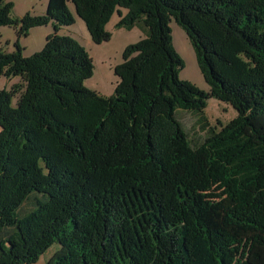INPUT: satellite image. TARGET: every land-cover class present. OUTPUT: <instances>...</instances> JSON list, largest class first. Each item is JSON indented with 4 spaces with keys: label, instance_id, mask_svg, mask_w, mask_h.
I'll use <instances>...</instances> for the list:
<instances>
[{
    "label": "trees",
    "instance_id": "trees-1",
    "mask_svg": "<svg viewBox=\"0 0 264 264\" xmlns=\"http://www.w3.org/2000/svg\"><path fill=\"white\" fill-rule=\"evenodd\" d=\"M77 15L94 43L141 24L115 67V93L84 85L94 65L61 35ZM17 37L52 23L26 57L0 50V264H264V0H49L11 14ZM124 9V10H123ZM126 10V11H125ZM186 31L209 91L181 80L169 22ZM210 97L238 115L193 147L179 109ZM17 104L13 105V99Z\"/></svg>",
    "mask_w": 264,
    "mask_h": 264
},
{
    "label": "rangeland",
    "instance_id": "rangeland-1",
    "mask_svg": "<svg viewBox=\"0 0 264 264\" xmlns=\"http://www.w3.org/2000/svg\"><path fill=\"white\" fill-rule=\"evenodd\" d=\"M6 1L13 3L11 14L14 18H21L27 12L35 15L44 14L46 13L49 2V0ZM68 6L75 17V22L72 25L62 27L59 33L61 35L72 36L78 40L85 47L93 61V75L85 80L84 85L104 96H111L115 93L119 81L118 76L115 74V67L122 63L125 48L146 37L147 30L141 24L131 29L116 27L119 16L118 13H115L106 26L107 30L112 34L111 38L106 42L97 44L93 42L85 22L77 15L74 4L68 1ZM169 26L171 28V36L175 50L184 62V67L179 73V78L195 84L201 90L209 91V84L201 72L194 47L186 31L175 19H171ZM53 33H55V29L52 23L34 27L29 31L27 36L20 38L17 37L14 27L1 26L0 50L3 52H13L16 50V42L18 41L23 55L30 57L45 47L47 37ZM18 80H21V78H7L6 76L0 75V90L11 88ZM16 104L17 98H14L13 105ZM237 115L238 111L232 104L220 100L217 97H210L207 100L206 108L202 112L193 113L181 109L177 111V117L193 147H197L205 141L210 128L214 127L219 131ZM59 247L60 245L58 243H54L33 264H46L48 259Z\"/></svg>",
    "mask_w": 264,
    "mask_h": 264
},
{
    "label": "crops",
    "instance_id": "crops-1",
    "mask_svg": "<svg viewBox=\"0 0 264 264\" xmlns=\"http://www.w3.org/2000/svg\"><path fill=\"white\" fill-rule=\"evenodd\" d=\"M15 80H17V79H15ZM20 81H21V80H18L16 83H18V82H20ZM53 254H54V253H53ZM53 254H52V255H53ZM51 257H52V256H51ZM51 257H50V258H51ZM50 258H49V259H50ZM49 259H48V260H49Z\"/></svg>",
    "mask_w": 264,
    "mask_h": 264
}]
</instances>
